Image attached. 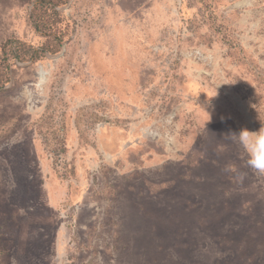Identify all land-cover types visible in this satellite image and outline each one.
<instances>
[{
	"label": "rangeland",
	"instance_id": "rangeland-1",
	"mask_svg": "<svg viewBox=\"0 0 264 264\" xmlns=\"http://www.w3.org/2000/svg\"><path fill=\"white\" fill-rule=\"evenodd\" d=\"M262 126L264 0H0V264H264Z\"/></svg>",
	"mask_w": 264,
	"mask_h": 264
},
{
	"label": "clouds",
	"instance_id": "clouds-1",
	"mask_svg": "<svg viewBox=\"0 0 264 264\" xmlns=\"http://www.w3.org/2000/svg\"><path fill=\"white\" fill-rule=\"evenodd\" d=\"M230 136L238 141L239 145L246 152L248 167L264 175V126L259 131H249L245 128L238 134L233 133Z\"/></svg>",
	"mask_w": 264,
	"mask_h": 264
},
{
	"label": "trees",
	"instance_id": "trees-1",
	"mask_svg": "<svg viewBox=\"0 0 264 264\" xmlns=\"http://www.w3.org/2000/svg\"><path fill=\"white\" fill-rule=\"evenodd\" d=\"M213 8H214V10L216 11V10L219 9V6L215 5V6H213ZM215 11H214V12H215ZM7 231H8V230H7ZM42 238H44V237L42 236ZM41 242H42V241H36V242H35V245H41Z\"/></svg>",
	"mask_w": 264,
	"mask_h": 264
},
{
	"label": "bare ground",
	"instance_id": "bare-ground-1",
	"mask_svg": "<svg viewBox=\"0 0 264 264\" xmlns=\"http://www.w3.org/2000/svg\"><path fill=\"white\" fill-rule=\"evenodd\" d=\"M44 78V77H43Z\"/></svg>",
	"mask_w": 264,
	"mask_h": 264
}]
</instances>
